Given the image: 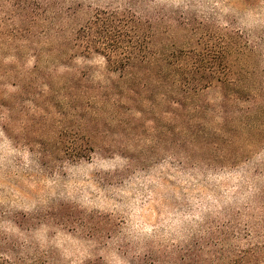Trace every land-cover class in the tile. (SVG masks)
<instances>
[{
	"label": "rangeland",
	"instance_id": "1",
	"mask_svg": "<svg viewBox=\"0 0 264 264\" xmlns=\"http://www.w3.org/2000/svg\"><path fill=\"white\" fill-rule=\"evenodd\" d=\"M130 2L72 0L77 11L65 27ZM134 7L168 15L161 28H178V15L186 16L198 24L194 35L181 32L193 44L207 27L264 33V0H142ZM17 44L0 42V234L8 238L1 244L24 247L25 261L38 264H181L183 256L190 264H229L248 248L249 235L263 233L262 113L244 124L210 114L194 123L142 92L136 101L145 117L137 115L134 126L131 118H104L105 147L98 133L90 158L73 162L68 149L79 117L45 97L41 75H25L55 64L44 53L39 62L30 57L39 46ZM72 64L95 82L109 76L99 56ZM216 96L210 90L203 99ZM189 124L194 141L183 131Z\"/></svg>",
	"mask_w": 264,
	"mask_h": 264
},
{
	"label": "trees",
	"instance_id": "2",
	"mask_svg": "<svg viewBox=\"0 0 264 264\" xmlns=\"http://www.w3.org/2000/svg\"><path fill=\"white\" fill-rule=\"evenodd\" d=\"M71 1L0 0V42L37 45L39 48H32L30 57L39 62L44 53L55 64L44 70L35 67L25 75H41L36 79L47 89L45 97L54 98L79 117L68 149L73 162L90 158L94 151L91 144L98 139V133L105 147L107 133L98 127L104 118H131L129 125L134 126L137 115L145 117L136 101L142 92H154L166 102L174 118L194 123L207 114L223 122L243 120L242 124L253 113H262L258 119L264 118V33L245 36L238 30L218 32L207 27L193 44L181 32L191 31L194 35L198 24L195 27L189 18L179 14L178 28H161L168 15L162 11L154 17L140 13L134 5L142 0L122 8L97 10L84 24L66 28L65 23L77 11L68 4ZM91 56L104 60L109 75L105 81L95 82L87 70L74 68L72 62L77 57ZM113 74H118L116 79H112ZM210 90L217 96L205 101L203 94ZM256 128L263 130L264 123ZM183 129L194 141L192 124ZM249 236L248 248L237 249L236 256L228 258L229 264H264V231ZM0 237L7 238L2 234ZM24 249L0 243V264H38L36 260L25 261ZM222 256L219 250L216 260ZM180 261L190 264L184 256Z\"/></svg>",
	"mask_w": 264,
	"mask_h": 264
}]
</instances>
